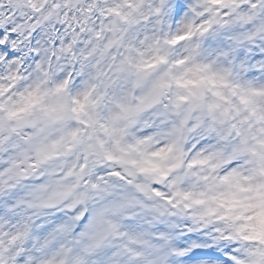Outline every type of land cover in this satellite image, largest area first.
Segmentation results:
<instances>
[{
  "label": "snow or ice",
  "instance_id": "1",
  "mask_svg": "<svg viewBox=\"0 0 264 264\" xmlns=\"http://www.w3.org/2000/svg\"><path fill=\"white\" fill-rule=\"evenodd\" d=\"M0 264H264V0H0Z\"/></svg>",
  "mask_w": 264,
  "mask_h": 264
}]
</instances>
